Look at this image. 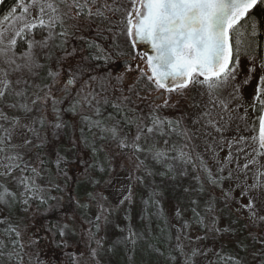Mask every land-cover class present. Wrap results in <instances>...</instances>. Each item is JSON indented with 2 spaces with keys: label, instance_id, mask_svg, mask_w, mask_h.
I'll return each mask as SVG.
<instances>
[{
  "label": "snow or ice",
  "instance_id": "snow-or-ice-1",
  "mask_svg": "<svg viewBox=\"0 0 264 264\" xmlns=\"http://www.w3.org/2000/svg\"><path fill=\"white\" fill-rule=\"evenodd\" d=\"M258 5H264V0H16L0 18V264H47L40 243L49 233L59 237L56 247L66 250L72 264H80L81 257L100 264L107 238L100 235L102 223L107 228L114 212L133 203L134 182L144 185L146 177L157 174L187 177L189 166L197 173L195 191H205L206 178L208 185L220 189V196L210 194L204 215L197 207L191 209L193 222L206 229L205 236L193 240L185 231L191 229L189 221L177 228L176 243L168 255L172 264L178 259L180 264H195L196 257H207L212 251L199 247L187 251L183 241L191 245L207 239V233L232 231L218 226V213L224 209L237 218L246 213L253 226L264 224V41L252 15ZM85 28L94 30L95 36H85ZM140 45H147L150 52L138 51ZM129 46L131 52L125 50ZM242 58L249 66L241 80ZM133 72L136 77L128 82ZM254 79L252 103L246 105L242 90ZM193 92L196 95L190 96ZM183 103L195 111H183ZM107 108L112 111L106 114ZM249 108L257 114L251 128ZM165 109L180 114L169 116ZM66 115L79 118L82 125L79 141L69 139V150L82 143L96 159L100 152L106 154L105 161L88 167L114 172L117 158L130 165L127 193L119 190L122 198L115 206H109L107 197L98 192L87 193L86 202L75 199V207L85 213L80 234L82 239L87 237L86 252L81 253L68 250L67 238L76 232L77 216L73 213L56 223L47 219L63 207V196H53L51 191L63 193L64 189L52 181L47 188L40 183L49 162L46 146L68 126ZM234 123L236 135L229 139L225 133ZM241 123L255 134L240 135ZM85 133H91V140ZM217 136L219 144L228 148L223 162L215 151ZM200 137L216 157L215 175L197 152L194 141ZM97 140L102 142L99 147ZM51 162L57 176L67 181L66 167L74 161L57 152ZM233 162L235 170L230 167ZM153 165L164 171L154 172ZM157 194L151 193L144 204L157 203ZM33 203L37 209L47 205L39 213L44 222L34 219L26 226L28 238L24 239L19 224L4 212L17 205L27 212ZM191 203L199 205L195 199ZM93 204L96 213L89 218ZM176 215L182 219L179 208ZM115 227L127 234L114 241L109 251L131 245L134 252L141 234L131 226ZM33 245L35 251H28ZM215 257L209 264H243L220 251Z\"/></svg>",
  "mask_w": 264,
  "mask_h": 264
},
{
  "label": "rangeland",
  "instance_id": "rangeland-1",
  "mask_svg": "<svg viewBox=\"0 0 264 264\" xmlns=\"http://www.w3.org/2000/svg\"><path fill=\"white\" fill-rule=\"evenodd\" d=\"M9 12V11H8ZM7 12V13H8ZM6 13V14H7ZM2 18V17H0ZM84 35L89 37H94V30H90L88 28L84 29ZM79 46V42H77ZM128 52H131V47H127L125 49ZM45 62V61H42ZM46 63V62H45ZM249 63L246 58H242L241 60V75L240 79L242 80L244 75L247 73ZM36 83H40V80L37 79ZM256 81L255 79L251 82L250 85L243 88V96L244 102L246 105H250L252 103V97L254 94ZM119 94V92H117ZM154 95V94H153ZM191 95H196L195 92L191 93ZM199 99V96H196ZM134 106V105H133ZM181 109L189 114L194 112L195 110L187 108V103H183L181 105ZM243 110H241L242 112ZM165 114L173 117L179 116L180 112L178 110L173 109H165ZM257 114L249 108L248 111V126L251 128L253 126L254 121L256 120ZM66 120L68 122V126L65 127L62 131H64L63 143H65V155H67L68 159L74 161L68 169H66L68 176H72L75 178V181L70 183L59 184L61 189H64L63 193L52 190L51 195L53 196H63V203L69 201H75V199H79L81 202H86V195L89 192H98L102 193L105 197H107V203L109 206H115L119 199L122 198V194L119 191L123 189V193H127V187L129 184L127 177L128 170L130 165L126 163V161H121L117 158L113 161V165L115 167L114 172H100L98 167H88V165H98L101 161H105V153L100 152L99 159H96L90 148H85L82 143L78 145V148H74L69 150V139H76L79 141L80 136V128L82 127L79 118L72 117L71 115H66ZM76 122V123H75ZM186 123L190 124V120H186ZM239 123V122H237ZM241 132L240 135L245 137H251L255 133L251 130H244L245 125L240 124ZM236 124L232 125V129L225 133L227 138H231L233 135H236L235 132ZM45 134L42 131V137ZM88 139L91 140V133H85ZM62 137V135H61ZM220 137L217 136V144L215 146V151L219 153V159L223 162L224 158L228 153V148L226 145L219 144ZM195 145L197 148V152L203 157L207 166L211 168L213 174L215 175L217 172V168L219 165L216 163V157L213 156V152L207 150L205 144V138L200 137L196 139ZM101 141L97 140V147L101 145ZM235 155V151H234ZM35 159V157H33ZM76 159H79V162H75ZM83 160V163L80 160ZM55 160V158H54ZM121 163H124L125 166L123 168L120 167ZM240 163H244L243 157L240 159ZM76 166V168H74ZM104 167L108 168V164L105 162ZM233 170L236 168V163L233 162L230 166ZM46 168V167H45ZM153 171L159 173L164 171L158 165L152 166ZM189 175L187 177H181L177 175L176 179H171L170 177H161L159 174L153 177H146L145 184L141 185L139 183L134 182V191H133V203L130 205L125 203L121 206L118 211L114 212L113 216L110 217L111 223L105 228L102 223V228L100 235L105 236L106 240L104 243V248L100 254V264H119L117 263V258L121 255V252L125 249L124 245H118L109 251V248L113 245V242L120 239L121 237L126 235L125 232H121L117 230L115 227L119 225L120 229H127V225L129 221L135 225L134 230L141 234V237L145 235V228L148 222L152 221L153 215L156 212L155 204L159 205L165 215L168 228L172 233V240L168 244L167 253L172 251V248L176 243V235L177 228L184 223V221H189L191 223L190 231L185 230L187 234L191 236L193 240L197 236H205L206 229H202L199 225L193 222L192 216V207H197V211L204 215V207L205 201L211 198L212 193H214L217 197L220 196V189L213 188L211 185L207 184L205 178V191L203 193H199L195 191L198 187L196 181L193 177L197 174L192 170L189 166L188 168ZM227 173V169H225V174ZM142 174V173H141ZM202 176L204 174L200 173ZM43 178L40 180V183L48 187L49 181L57 183V181L52 177L48 169L42 173ZM111 179L110 184H106L105 182ZM99 181V184L93 185L92 181ZM78 184V185H77ZM75 186H79L78 188ZM229 185L227 183L224 184V187L227 188ZM9 187L14 188V185L9 184ZM188 188L189 191L185 192L184 189ZM158 193L154 199L157 203H149L147 205L144 204L145 200H148L151 193ZM203 194V196H202ZM79 195V196H78ZM198 200L199 205H192V200ZM203 200V201H202ZM103 202V201H102ZM217 203L220 207H223L222 201L217 200ZM45 207H40L37 209L35 203L29 208L27 212L21 211L20 206L18 205L17 210L12 214L14 219L13 223L19 224L20 230L24 233V239L28 238V232L26 231V226L30 225L32 221L35 219L38 223H43V218L40 217L39 213L43 212ZM180 209L182 212V219H178L176 215V210ZM60 213V217L58 220H62L65 216H71L73 213L77 216L76 223V232L75 234H69L68 236V244L71 252L81 253L86 252L85 241L87 237L84 236L83 239L80 234V220L84 219L85 213L84 210L76 208L75 210H69L65 203L63 204L62 209H58ZM96 213L95 205L91 207L88 217L93 218ZM5 215L7 212L5 210ZM219 215V227L221 229L230 227L232 231L224 232L220 235H216L215 233H207V239L203 241L196 242L194 244H189L187 240L183 241L186 246V250L190 251L192 247H199L203 249H211L208 253L207 257L198 256L195 259V264H209V261H213L216 259L215 253L220 251L222 254L236 256L243 261V264H261V259L258 258V249L262 248V244H264V224H260L258 227L253 226L250 222L245 218L246 213L243 216L237 218L236 214H231L227 209H224L222 213H218ZM126 216L130 217V219H126ZM48 219V218H47ZM56 223V222H55ZM210 220L206 217L205 224H209ZM2 226V225H0ZM84 228H88V224L84 223ZM39 235L43 236L44 231L41 229ZM255 237V238H254ZM59 240V237L53 238L51 233L47 234L45 239H43L40 243V248L42 250L41 255L42 258L47 261V264H72V259L70 255H66V250L64 248L56 247V243ZM243 245L244 247H240ZM46 248H45V247ZM92 247H96L93 243ZM36 245H33L32 248L28 249V251H35ZM175 254V253H173ZM256 254V255H254ZM163 261V260H162ZM160 259L153 260V264H163ZM80 264H95L94 261H91L90 258L81 257ZM151 264V262H150ZM164 264H172L170 259H166ZM176 264H180V260L176 261Z\"/></svg>",
  "mask_w": 264,
  "mask_h": 264
},
{
  "label": "trees",
  "instance_id": "trees-1",
  "mask_svg": "<svg viewBox=\"0 0 264 264\" xmlns=\"http://www.w3.org/2000/svg\"><path fill=\"white\" fill-rule=\"evenodd\" d=\"M15 3L16 0H1L0 17H3L8 11H10V9L13 6H15ZM252 15L255 17L258 27L261 31L260 40L264 41V5H258L253 10ZM48 135L50 136V134ZM45 152H46V159L49 161L48 163H46L45 167L46 169H48V171L50 172L52 177L57 181V183L62 184V183H67V181L70 183L74 182L75 178H73L72 176H70L67 181H65L62 177L57 176L55 165L54 163L51 162L54 160L57 152L65 154L64 146H61L59 144V140L56 139L50 140L49 144L46 146ZM75 187L78 188L79 186H75ZM64 203L67 206V208H69V210L76 209L74 201H69ZM45 206L47 205L41 206V208ZM154 206L156 210V212L153 215L154 219L151 222L149 221L148 224H146L145 235H143V237L139 239V241L137 242L135 251L134 252L130 251L132 246L129 245L128 249L125 248L121 252V255L117 258L118 261L117 263L150 264L151 262V264H153L152 263L153 260L160 259V261L163 260L162 263L164 264L165 260L168 258L169 254L167 253V248H168V244L172 240V233L168 228L167 221L161 207L157 204H155ZM17 207L18 205L11 212H8L6 210L7 215L11 216V220L14 219L12 214L17 210ZM59 217H60L59 210H54L48 216V220L52 223H55L57 222V219H59ZM129 226H131L133 229L135 228V225H133L131 221H129L127 228ZM169 237H171V239H169ZM157 249L159 250V252L163 253V255H159L157 251H155ZM260 253H264V244H262V248H259L258 253H256L258 255V258H260L262 261L264 260V256H260L259 255Z\"/></svg>",
  "mask_w": 264,
  "mask_h": 264
},
{
  "label": "flooded vegetation",
  "instance_id": "flooded-vegetation-1",
  "mask_svg": "<svg viewBox=\"0 0 264 264\" xmlns=\"http://www.w3.org/2000/svg\"><path fill=\"white\" fill-rule=\"evenodd\" d=\"M138 51H140L141 53L145 52L144 49H143V47H142L141 45H140ZM140 66L143 67V63H142V62H141V64H140ZM135 77H136V73H135V72L130 73V74H129V77H128V82H131L132 80H134ZM137 90H141V89L139 88V86H138ZM146 94H147V93H146ZM116 95L119 96L118 93H116ZM141 106L143 107L144 105H141ZM111 111H112L111 108H107V109H106V114H107V112H111ZM66 118H67V117L65 116V119H66ZM60 135H62V137L59 136V138L56 139V140H59V144H60L61 146H65V143H63L64 131H62V132L60 133ZM86 136H87V135H86ZM79 138H80V136H79ZM64 148H65V147H64ZM53 161H54V160H53ZM70 161H71V160H70ZM75 162L78 163V162H79V159H76ZM71 164H72V163H71ZM71 164H70V165H71ZM70 165H69V166H70ZM69 166H67L66 169H68ZM74 168H76V166H74ZM44 247H45V246H44ZM45 248H46V247H45Z\"/></svg>",
  "mask_w": 264,
  "mask_h": 264
},
{
  "label": "water",
  "instance_id": "water-1",
  "mask_svg": "<svg viewBox=\"0 0 264 264\" xmlns=\"http://www.w3.org/2000/svg\"><path fill=\"white\" fill-rule=\"evenodd\" d=\"M141 46L143 47L144 51H149L150 52V48L147 45H141Z\"/></svg>",
  "mask_w": 264,
  "mask_h": 264
}]
</instances>
